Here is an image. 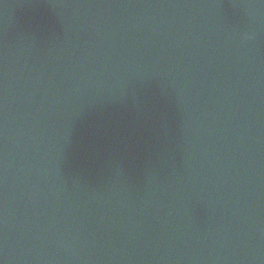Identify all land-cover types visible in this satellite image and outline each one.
<instances>
[{
    "label": "water",
    "instance_id": "water-1",
    "mask_svg": "<svg viewBox=\"0 0 264 264\" xmlns=\"http://www.w3.org/2000/svg\"><path fill=\"white\" fill-rule=\"evenodd\" d=\"M0 264H264V0H0Z\"/></svg>",
    "mask_w": 264,
    "mask_h": 264
}]
</instances>
